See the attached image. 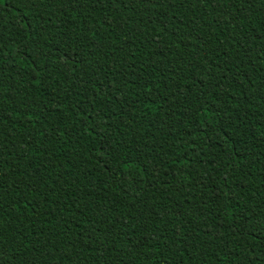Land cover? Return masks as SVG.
Returning <instances> with one entry per match:
<instances>
[{
    "label": "trees",
    "instance_id": "16d2710c",
    "mask_svg": "<svg viewBox=\"0 0 264 264\" xmlns=\"http://www.w3.org/2000/svg\"><path fill=\"white\" fill-rule=\"evenodd\" d=\"M36 12L43 18L29 15ZM21 14L43 29L40 48L29 44V50L42 49L49 58L30 81L25 73L32 68L12 51L17 37L5 34L10 55L0 66L4 260L264 264V238L232 227L264 205V0H52L50 8L4 0L0 6L9 33ZM82 81L91 85L87 92ZM214 84L225 93L223 123L235 144L220 137L222 147H213L198 134L192 148L187 115L195 116L197 128L209 119L205 132L216 128L221 98L213 99ZM84 113L106 117L110 126L104 131L119 149L117 163L123 156L136 159L137 147L147 142L154 150L141 148L140 154L149 165L158 164L156 150L167 152L175 143L180 151L172 160L178 163L167 170L185 174L170 177L166 186L149 169V175L137 176L143 183L136 191L110 181L102 187L108 172L92 158L99 155V137L90 134L93 125ZM233 152L228 161L226 154Z\"/></svg>",
    "mask_w": 264,
    "mask_h": 264
},
{
    "label": "snow or ice",
    "instance_id": "6c2138e0",
    "mask_svg": "<svg viewBox=\"0 0 264 264\" xmlns=\"http://www.w3.org/2000/svg\"><path fill=\"white\" fill-rule=\"evenodd\" d=\"M4 0H0V6H2ZM24 3L30 5L33 8H39V7H45L50 8L52 0H23ZM142 2L145 3H152L153 0H142ZM29 15H34L36 18H43V14L40 12L36 13H29ZM10 27L12 28V32H8L9 24H7L5 21H3L2 16H0V66H2L3 62L7 59V57L10 55V52L8 51V42L5 38V34L8 33V37L15 36L17 39L15 41H12L15 43L16 47L12 50L18 55L22 61L24 62L26 67L32 68V73L26 75H30V81H35V73L40 71V62L47 60L49 57L47 53H44L43 50H39L36 52H33L29 50V44H31L34 48L39 49L40 48V36L43 29L40 28L39 25H37L35 28H33L32 23L25 19V16L23 14L17 16L14 21L11 23ZM47 47V45H45ZM49 52H51V48L48 49ZM66 57L68 54H64ZM69 63H72L73 65L76 64L78 61L75 59L68 57ZM226 78V77H225ZM83 84V91L87 92L88 88L91 86L87 81H82ZM145 88H148V91L151 92V88L148 87L147 84L144 85ZM212 90L215 92V95L213 96V99L215 100L217 97H220V107L221 111H218L215 113L217 117L216 121V128L219 129V131L216 130V128H212L210 132L204 131L205 124H209V119H203L198 122L199 127L197 128V121L195 116L193 115H187L186 119H191L193 121V128L191 132L189 133V139L187 143L192 147L195 148V140L197 138V135H202L204 137V141L206 143H211L213 147H222V145L219 143L220 137L224 138L225 143L235 144L234 141L228 138L227 136V128L230 127V125H226L223 123V121L227 118L223 115L224 111H227L223 107V97L225 93L220 90L219 84L212 85ZM94 91L98 92L100 95H103L104 93L100 91L98 88H94ZM106 91V90H105ZM151 98L149 97V100ZM52 103H55V100L51 101ZM212 107H215L213 105ZM93 111H95V107L92 108ZM201 112H208L209 108L201 107L198 109ZM39 119V117H37ZM84 119L86 124L93 125V128L90 129V134L95 135L99 137V141L95 146L94 151L98 153L99 155H93V159L96 161L97 166L100 167L101 172H108V176L106 178V183L102 187H107V181L111 182V185H115L117 187H122L124 185L128 186L129 192H133L139 189L140 185L143 183V180H138V175H149V169H150V175L152 179H155L157 176L162 177L163 181L165 182V185L167 186V181L169 178H176L177 173H180V175H184L185 173L181 171V169H177L176 172H169L168 165L170 163H178V161H173L172 157L175 156V153L180 151V146H177L175 143L169 147V150L167 152L164 151V149L161 147L158 150H156V156L154 159H157L159 161L158 164H151L149 165L142 154H140L141 148H149L147 145V142H145L144 145L138 146L136 149L137 158L134 160H130L127 156H123L119 158V162L117 163V153L119 152V149L114 147L113 143L111 142L110 138L106 135L105 129L109 127L110 125L105 123L106 117H103L102 113H97L96 118H91L87 115V113H84ZM99 121V122H97ZM54 131H58V129H55ZM213 140H216V143H213ZM184 144L183 138H181L180 145L182 146ZM28 147H31L29 144ZM150 151L154 150V146L152 148H149ZM3 152V145H0V156H2ZM161 153H163V156L161 157ZM235 153H229L226 154V159L228 161H231L232 155ZM181 158H183V153L181 154ZM223 164V161H221ZM130 165H136L137 167H130ZM30 166V165H29ZM62 167V165H61ZM161 168H164V171L161 172ZM226 179V177H225ZM3 185L0 183V188H2ZM147 190V187L145 188ZM177 191L180 189L177 188ZM215 197L217 200H220L221 193L217 192L215 194ZM195 199V197H194ZM233 200H235V197H233ZM3 202V196L0 194V206H2ZM233 207L238 208L239 202H235ZM227 208V205L220 206V212L224 213ZM23 209H31L33 212V215L35 214V209L32 208L31 204H24ZM182 214V213H180ZM44 215H47V213H44ZM220 227H223V224H220ZM233 230L235 232H242L245 235H253L254 233L255 238L257 240H260L264 238V205H261V210L258 213H252V214H244L243 215V222H237L232 225ZM180 233L177 231L176 236L179 237ZM3 233L0 231V241H2ZM162 239L166 240V237H162ZM143 246V242L141 244ZM6 255V252L2 246H0V264H11V260L5 261L4 256Z\"/></svg>",
    "mask_w": 264,
    "mask_h": 264
}]
</instances>
